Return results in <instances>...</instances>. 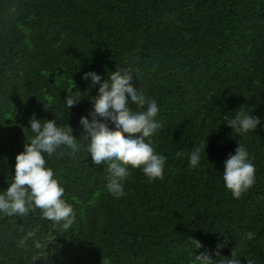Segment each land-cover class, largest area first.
<instances>
[{"label":"trees","instance_id":"obj_1","mask_svg":"<svg viewBox=\"0 0 264 264\" xmlns=\"http://www.w3.org/2000/svg\"><path fill=\"white\" fill-rule=\"evenodd\" d=\"M121 66L159 106L162 128L151 141L167 158L163 179L149 183L130 169L117 199L107 192L106 165L62 146L46 167L75 223L63 232L39 209L0 215V264H191L218 244L241 264H264V127L239 136L225 123L240 107L264 123V0H0V190L33 135V113L68 124L83 144L79 120L99 87L83 73L106 79ZM76 88L88 95L68 112L64 97ZM238 143L256 171L234 199L222 173ZM202 144L193 169L188 154ZM33 229L41 247H18Z\"/></svg>","mask_w":264,"mask_h":264},{"label":"clouds","instance_id":"obj_2","mask_svg":"<svg viewBox=\"0 0 264 264\" xmlns=\"http://www.w3.org/2000/svg\"><path fill=\"white\" fill-rule=\"evenodd\" d=\"M133 75L137 76L123 66L110 72L106 79L92 70L83 73L82 79L89 81L90 87L99 86L98 94L89 97L92 109L79 120L83 144L78 142L68 124L62 127L55 118L39 119L33 113L28 127L33 135L15 157L14 175L10 176L8 187L0 190V215L26 217L39 209L42 218L53 222V227L59 231L71 229L76 220L74 209L63 198L65 190L53 170L46 167V157L50 159L62 146L70 149V155L83 149L94 164L106 165L107 192L117 199L125 195L124 185L130 169H140L149 183L163 179L167 158L155 152L151 141L162 128L156 119L159 106L140 87H134ZM85 92L76 88L64 97L68 112L86 96ZM42 105L52 111L51 104ZM225 123L239 136L256 131L258 126L264 127L259 115L243 107L231 119L226 118ZM206 147L207 144L193 147L187 157L191 168L200 164L201 152H205ZM184 155L182 151L176 153L178 158ZM255 171L248 149L238 143L234 153H229L224 160L222 173L224 186L234 199H239L254 185ZM37 230L24 234L17 246L27 248L31 241L33 247L40 248V241L35 239ZM223 246L218 244L214 255L209 251L195 254L191 264H241L235 251L230 257L221 255ZM195 247L202 245L195 241ZM217 257L224 258L217 261ZM247 264H256L255 258H248Z\"/></svg>","mask_w":264,"mask_h":264}]
</instances>
